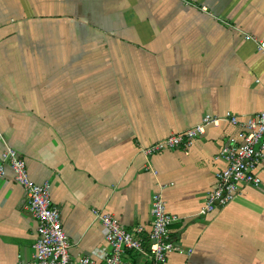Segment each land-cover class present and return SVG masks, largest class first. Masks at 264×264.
Segmentation results:
<instances>
[{
	"label": "crops",
	"instance_id": "crops-1",
	"mask_svg": "<svg viewBox=\"0 0 264 264\" xmlns=\"http://www.w3.org/2000/svg\"><path fill=\"white\" fill-rule=\"evenodd\" d=\"M184 1L0 0V158L14 149L34 182L49 183L72 259L102 264L105 230L92 209L148 235L160 192L179 217L166 264H264V162L259 187L199 214L237 127L209 126L186 150L144 152L205 115L264 111L253 40L264 41V0ZM36 228L7 168L0 264L31 259Z\"/></svg>",
	"mask_w": 264,
	"mask_h": 264
},
{
	"label": "built area",
	"instance_id": "built-area-1",
	"mask_svg": "<svg viewBox=\"0 0 264 264\" xmlns=\"http://www.w3.org/2000/svg\"><path fill=\"white\" fill-rule=\"evenodd\" d=\"M185 5H191L184 1ZM206 11L205 7H201ZM257 49L264 53V41L253 39ZM226 122L238 128L237 134L218 152L217 158L224 164L216 174V183L208 192L199 214L207 215L232 202L242 186L259 187L261 178L256 172L264 162V111L246 117L226 112L224 115H205L199 123L185 131L172 134L145 148L146 154L164 150H186L192 142L206 132L209 126ZM9 168L13 181L24 191L29 212L37 221L34 254L18 264H99L93 255L72 259L70 244L64 232L60 213L52 205L49 183H36L28 174L25 160L12 148H6L0 158V177ZM264 170V168H263ZM94 217L105 230V244L95 251L102 264H166L175 244L171 240L170 226L178 216L167 211L160 192L152 196L151 230L142 234V227L128 231L113 215L92 209ZM130 254H137L134 260Z\"/></svg>",
	"mask_w": 264,
	"mask_h": 264
}]
</instances>
